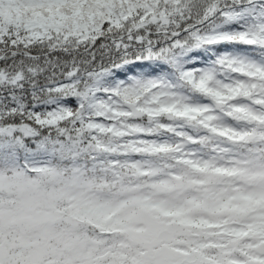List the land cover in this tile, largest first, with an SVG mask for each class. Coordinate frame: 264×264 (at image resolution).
<instances>
[{"label": "snow or ice", "instance_id": "snow-or-ice-1", "mask_svg": "<svg viewBox=\"0 0 264 264\" xmlns=\"http://www.w3.org/2000/svg\"><path fill=\"white\" fill-rule=\"evenodd\" d=\"M0 264H264V0H0Z\"/></svg>", "mask_w": 264, "mask_h": 264}, {"label": "trees", "instance_id": "trees-1", "mask_svg": "<svg viewBox=\"0 0 264 264\" xmlns=\"http://www.w3.org/2000/svg\"><path fill=\"white\" fill-rule=\"evenodd\" d=\"M230 50L236 54H243V51L240 47L231 48ZM218 54H219V50H217L214 54V51L212 49H207V50L202 49L192 53V55L197 58L198 66H207L216 59V55ZM129 68H131V66H129ZM148 71L149 70L147 67L144 68L138 67L136 68L135 72L130 71L127 76H125V74L121 71L119 74L113 77H109L107 83L115 84L120 80H127L129 76H137V77L147 76Z\"/></svg>", "mask_w": 264, "mask_h": 264}]
</instances>
